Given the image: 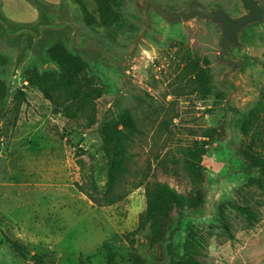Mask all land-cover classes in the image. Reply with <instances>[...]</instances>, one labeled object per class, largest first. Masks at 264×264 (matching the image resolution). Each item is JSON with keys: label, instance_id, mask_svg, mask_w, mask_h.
I'll return each instance as SVG.
<instances>
[{"label": "rangeland", "instance_id": "rangeland-1", "mask_svg": "<svg viewBox=\"0 0 264 264\" xmlns=\"http://www.w3.org/2000/svg\"><path fill=\"white\" fill-rule=\"evenodd\" d=\"M36 12V21L17 23L7 15L12 0H5L0 14L10 32L27 29L38 34L41 25H54L51 16L74 25L75 43L91 39L108 54L118 58L130 50L133 38L142 29L144 0H119L122 25L112 31L87 25L79 8L69 0H25ZM169 11L182 10L191 0H153ZM207 9H222L233 17L242 13L238 0H198ZM89 11L92 3L87 0ZM264 8V0H261ZM47 9V12H44ZM2 10L5 11L2 14ZM3 11V12H4ZM71 30L43 32L36 41L30 35L8 36L0 26V80L6 85L7 106H12L17 91L25 94L18 119L9 138L0 145V264H33L32 255H46L56 264H107L103 244H108L116 264H131L129 254L136 250L149 264H158L148 254L142 235L136 232L145 210V188L164 182L179 192L189 185L182 167L184 148L203 139L209 128L225 138L217 142L202 164L207 169L211 211L191 221L214 223L217 206L234 198L236 189L247 175L238 169L235 147L243 140L240 123L258 100L264 99V20L245 27L230 57L240 62L230 75L235 84L222 82L226 65L216 60L220 30L217 24L201 18L189 23H168L151 11V27L129 58L127 72L108 63L89 47L76 50L70 46ZM61 49L76 58L100 88L97 123L90 129L74 125L63 115H53L50 104L41 94L27 86L28 74L59 75L50 60L53 50ZM198 63L212 80L211 94L201 97L193 82L190 65ZM123 112H129L138 128L130 147L131 160L114 195L112 204L95 206L76 189L91 176L98 189L106 180V165L100 151L101 125ZM9 134V133H8ZM84 151L81 172L75 153ZM85 176V177H84ZM258 222L264 225V195L252 189ZM252 233L243 222L235 228L236 241L219 243L211 240L201 264H227L229 258ZM7 235L22 243L31 255L16 256L4 240ZM183 226L172 236L171 251L164 264L181 260Z\"/></svg>", "mask_w": 264, "mask_h": 264}, {"label": "trees", "instance_id": "trees-1", "mask_svg": "<svg viewBox=\"0 0 264 264\" xmlns=\"http://www.w3.org/2000/svg\"><path fill=\"white\" fill-rule=\"evenodd\" d=\"M82 13L84 22L93 27L112 31L122 25V15L118 11L119 0H89L94 11L88 9L87 0H69ZM47 12V9H44ZM0 19L2 16L0 14ZM3 20V19H2ZM47 33L55 31L45 30ZM240 39V37H239ZM241 41V40H240ZM50 60L59 70V75L51 73L28 74L27 86L35 88L42 98L50 104L53 115H63L74 125L90 129L97 123V101L102 92L93 84L83 64L61 49L50 53ZM193 82L201 97L211 94L212 80L208 71L198 63L190 65ZM25 94L17 91L12 106H7L6 85L0 80V145L4 138H9L13 131L20 107L26 102ZM243 140L235 147L238 169L247 175L234 198L220 203L214 211V223H192L195 217L210 213L208 173L202 164L212 147L225 138L223 127L220 131L209 128L203 133V139L194 142L181 151L182 167L187 174L189 185L184 192H179L164 182L150 183L145 188V210L140 215L137 233L142 235L148 254L154 255L158 264H164L166 254L171 251V239L176 230L183 226L185 236L181 245V260L172 264H201L198 257L206 255L210 241L219 243L236 241L235 228L241 221L254 231L258 222L256 207L253 205L251 191L257 188L264 195V99L248 111L240 123ZM9 133V134H8ZM100 151L106 165V180L103 189H98L91 176L85 177V185L76 184V189L86 196L95 206L112 204L116 189L123 177L128 174L131 160L130 147L138 134L136 123L129 112L104 122L99 130ZM82 149L75 153V164L84 170L81 160ZM83 173V172H82ZM12 253L25 259L26 247L17 239L4 236ZM107 264H116L115 253L108 244L102 245ZM131 264H149L145 257L133 250L129 254ZM33 264H56L46 255L33 254ZM80 264L83 260L80 258Z\"/></svg>", "mask_w": 264, "mask_h": 264}, {"label": "water", "instance_id": "water-1", "mask_svg": "<svg viewBox=\"0 0 264 264\" xmlns=\"http://www.w3.org/2000/svg\"><path fill=\"white\" fill-rule=\"evenodd\" d=\"M242 13L239 16L233 17L222 9H207L198 0H191L186 9L178 11H169L164 7L158 5L153 0H144L140 5L143 13L142 29L133 38L132 46L129 51L121 54L115 58L108 54L102 47L97 45L91 39H86L82 45H77L75 39L77 38V28L68 22L59 23L57 16H51L54 25H41L38 34H35L27 29H21L16 32H10L7 25L0 20V26L3 27L5 33L10 37H17L20 35H30L36 41L40 40L45 30L60 31L65 28L71 30L69 43L76 50H84L92 47L98 51L101 56L108 62L117 67H122L123 76L127 72V64L129 58L133 54L136 46L140 44L145 33L151 27V11L161 17L164 21L171 23L174 21H181L189 23L194 18H201L207 22L217 24L220 30L219 48L216 53V60L228 67V70L222 73V82H228L233 88L235 84L230 79V75L236 72L240 67V62L230 57V51L233 47L244 48V44L240 41L239 37L242 30L255 23H260L264 20V8L261 0H238ZM31 258V255H27Z\"/></svg>", "mask_w": 264, "mask_h": 264}, {"label": "crops", "instance_id": "crops-1", "mask_svg": "<svg viewBox=\"0 0 264 264\" xmlns=\"http://www.w3.org/2000/svg\"><path fill=\"white\" fill-rule=\"evenodd\" d=\"M2 6H6L5 0H1ZM13 9L7 15L17 23H33L36 21V12L25 0H12ZM58 0L54 1L57 4ZM2 10V14L5 11ZM227 264H264V225L245 239L242 246L229 258Z\"/></svg>", "mask_w": 264, "mask_h": 264}, {"label": "flooded vegetation", "instance_id": "flooded-vegetation-1", "mask_svg": "<svg viewBox=\"0 0 264 264\" xmlns=\"http://www.w3.org/2000/svg\"><path fill=\"white\" fill-rule=\"evenodd\" d=\"M186 8H187V7H185L184 9H186ZM57 21H59V23H62L59 17H58V20H57Z\"/></svg>", "mask_w": 264, "mask_h": 264}]
</instances>
